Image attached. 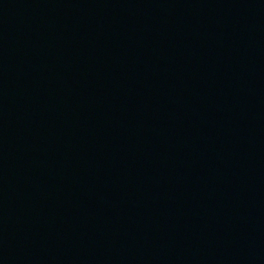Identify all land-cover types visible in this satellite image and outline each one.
<instances>
[{
    "label": "water",
    "instance_id": "95a60500",
    "mask_svg": "<svg viewBox=\"0 0 264 264\" xmlns=\"http://www.w3.org/2000/svg\"><path fill=\"white\" fill-rule=\"evenodd\" d=\"M0 264H264V0H0Z\"/></svg>",
    "mask_w": 264,
    "mask_h": 264
}]
</instances>
